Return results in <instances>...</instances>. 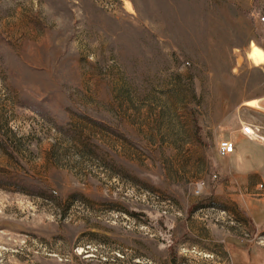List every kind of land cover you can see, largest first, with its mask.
I'll list each match as a JSON object with an SVG mask.
<instances>
[{"label": "rangeland", "instance_id": "obj_1", "mask_svg": "<svg viewBox=\"0 0 264 264\" xmlns=\"http://www.w3.org/2000/svg\"><path fill=\"white\" fill-rule=\"evenodd\" d=\"M250 44L264 0H0V264H264V168L217 202L264 155L216 152L264 136Z\"/></svg>", "mask_w": 264, "mask_h": 264}, {"label": "crops", "instance_id": "obj_2", "mask_svg": "<svg viewBox=\"0 0 264 264\" xmlns=\"http://www.w3.org/2000/svg\"><path fill=\"white\" fill-rule=\"evenodd\" d=\"M251 124H253V123H251ZM245 137H247V136L240 132V133H237V136H236L237 142H234V141L231 140L234 143V151L232 153H234L237 150L239 145H240V147L244 146V145H242V142L244 141L243 138H245ZM245 148H247V147H245ZM254 148L255 147L251 146V148L245 149L246 151H244V154L242 155L244 157V160L245 161H251L252 165L251 166L250 165L249 166L246 165L247 168L240 169L239 171H236L234 173V175H233L234 177L241 178V180L243 181V183H241L242 185L238 184L237 187H233L232 186L231 189H228V191L226 193H224V194L219 193L217 195V196H219L217 202H220V203H218V204L224 206V204H228L229 203L228 200H232V199H229V198H234V197L237 198V197H239L237 194L232 193L233 190L234 191L235 190H237V191L253 190L255 188V186H256L257 179L263 180V177L261 176L260 171H262V169L264 168V158H263L264 155H262L259 158H257L256 155H254V153H255ZM263 152H264V149H263ZM254 163H255V165H253ZM259 165H262V166H259ZM218 192H221V191H218ZM245 195H248V193H245ZM241 196H243V195H241ZM246 206L249 207L248 203L246 204ZM232 208L233 207H231V209L230 208L228 209L227 207L226 208L224 207L223 209L226 210V211H229V212L230 211L233 212ZM225 240H227V239H225ZM226 243L228 244V246L230 248H232L231 247L232 243H230V242L228 243L227 241H226Z\"/></svg>", "mask_w": 264, "mask_h": 264}, {"label": "built area", "instance_id": "obj_3", "mask_svg": "<svg viewBox=\"0 0 264 264\" xmlns=\"http://www.w3.org/2000/svg\"><path fill=\"white\" fill-rule=\"evenodd\" d=\"M240 132L251 139L260 140L264 142V136L260 133V127L251 123H242L240 126ZM234 151V143L230 139H221L217 143L216 152L219 156H228ZM263 186L260 184L259 188Z\"/></svg>", "mask_w": 264, "mask_h": 264}, {"label": "bare ground", "instance_id": "obj_4", "mask_svg": "<svg viewBox=\"0 0 264 264\" xmlns=\"http://www.w3.org/2000/svg\"><path fill=\"white\" fill-rule=\"evenodd\" d=\"M247 55H248V58L252 60L254 63H262L264 61L263 51L254 44H250Z\"/></svg>", "mask_w": 264, "mask_h": 264}]
</instances>
